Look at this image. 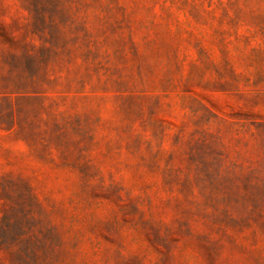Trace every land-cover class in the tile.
Listing matches in <instances>:
<instances>
[{
    "label": "rangeland",
    "instance_id": "obj_1",
    "mask_svg": "<svg viewBox=\"0 0 264 264\" xmlns=\"http://www.w3.org/2000/svg\"><path fill=\"white\" fill-rule=\"evenodd\" d=\"M0 264H264V0H0Z\"/></svg>",
    "mask_w": 264,
    "mask_h": 264
}]
</instances>
